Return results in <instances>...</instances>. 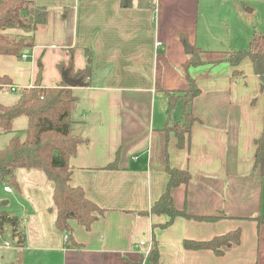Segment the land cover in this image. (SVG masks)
I'll return each mask as SVG.
<instances>
[{
  "label": "crops",
  "instance_id": "crops-1",
  "mask_svg": "<svg viewBox=\"0 0 264 264\" xmlns=\"http://www.w3.org/2000/svg\"><path fill=\"white\" fill-rule=\"evenodd\" d=\"M31 1L45 9L46 22L35 32L4 31L33 45L25 57L0 56V77L17 92L33 87L39 72L42 88L65 85L58 64L70 59L74 70L90 67L86 83L71 88L70 117L82 142L69 161V183L103 211L89 229L71 219L61 233L53 223L57 242L33 244L32 264H147L154 244L158 264H264V221L253 220L264 216V163L254 165L264 97L249 59L236 68L209 63L247 49L264 30V0H134L129 8L120 0ZM181 36L206 61L189 69L200 93L189 104L195 121L183 148L167 130L183 121L186 102L180 97L168 116L167 92L188 87ZM167 168L191 175L172 190L174 207L214 221L177 217L162 227L168 217L150 208L166 190ZM21 223L8 240L21 235L23 248L32 235L45 239L39 219L23 215ZM238 229L239 244L222 256L182 245Z\"/></svg>",
  "mask_w": 264,
  "mask_h": 264
},
{
  "label": "trees",
  "instance_id": "trees-1",
  "mask_svg": "<svg viewBox=\"0 0 264 264\" xmlns=\"http://www.w3.org/2000/svg\"><path fill=\"white\" fill-rule=\"evenodd\" d=\"M133 1L120 0V6L129 8ZM46 17L45 9L36 7L31 0H0V56H21L25 49H29L33 45L32 40L25 43L4 34V31L19 29L24 32H35L37 28L45 24ZM181 41L185 46H188L185 36H181ZM191 48L192 52L189 54L188 60L181 66L183 77L187 81V89L177 92V95L167 92L169 117L177 100L180 97L186 100L183 106V121L167 127V130L174 132L179 148L184 147L190 126L195 121L189 112L190 101L200 93L195 81L190 76L189 69L206 64L202 58L204 52L194 46ZM224 54L225 56L220 60L209 63L225 62L236 68L244 59H249L253 72L259 80L260 93L264 97V30L255 31L252 34L247 49L228 51ZM58 70L60 73L68 70L69 76L72 79H80L83 85L91 75L89 66L83 70H74L72 59L67 64L59 63ZM236 73L237 71H234V74ZM39 81L40 72L36 84L20 91L19 98L13 105L0 104L1 134L12 132L14 119L25 117L27 120L24 139H11L5 149H0V181L18 187L14 175L16 170L41 171L53 185L52 203L56 214L55 228L61 233L69 232V220L73 219L85 229H89L98 217L95 214L102 215L103 211L84 196L80 187H72L69 183V161L82 142L79 136L74 135L73 122L70 117L76 97L67 85L42 88ZM9 84L8 79L0 77V90L8 89L7 85ZM255 145L254 165L262 166L264 163V132L255 140ZM167 174L166 190L150 208L152 215L168 217L169 220L162 227L169 226L177 217L200 221L216 219L212 216L192 217L187 215L184 210L176 209L173 205L172 190L187 184L191 175L187 170L173 168H167ZM253 220L257 222V226H260L264 221V216H258ZM4 224H9L15 231L18 219L15 216L10 217L0 207V228H3ZM240 236L241 233L238 229L208 241L184 240L182 245L185 250H208L216 256H222L227 250L239 244ZM22 242L23 238L19 235L17 244L20 245ZM145 259L147 264H158L159 253L156 244L152 246Z\"/></svg>",
  "mask_w": 264,
  "mask_h": 264
},
{
  "label": "rangeland",
  "instance_id": "rangeland-1",
  "mask_svg": "<svg viewBox=\"0 0 264 264\" xmlns=\"http://www.w3.org/2000/svg\"><path fill=\"white\" fill-rule=\"evenodd\" d=\"M19 95L20 91L1 90L0 104L4 106L12 105L19 98ZM26 125L24 117L14 119L13 131L7 134L0 133V149H5L11 139L18 138L23 140L25 137L23 129ZM14 175L16 176L15 180L18 187L0 181V207L10 215L18 217L19 222L17 227L20 229L23 228V223H21L23 215L31 217L32 220L34 218L39 219L42 230L45 232V237H43L45 239L32 235L33 241L30 239V244L25 243L23 248H21L14 241L7 242L13 230L9 224H4L3 228H0V264H32L31 256L28 257V250H31V246L34 247L33 244L38 246L41 243L39 246L45 247L46 244L50 245L57 242V233L53 224L55 209L51 200L52 183L39 170L18 169ZM5 186L9 187L12 191L6 193L4 191ZM4 201H8L6 206H3ZM31 213L32 215H29ZM26 227H28L27 224ZM46 256L49 257L50 254L44 255V261L46 260ZM56 257V254H52L51 263L54 262Z\"/></svg>",
  "mask_w": 264,
  "mask_h": 264
},
{
  "label": "water",
  "instance_id": "water-1",
  "mask_svg": "<svg viewBox=\"0 0 264 264\" xmlns=\"http://www.w3.org/2000/svg\"><path fill=\"white\" fill-rule=\"evenodd\" d=\"M185 50L187 52V54H190L192 52V48L189 47V46H185ZM28 53V50H24L23 51V54L26 55ZM62 76H63V81L65 83V85H67L69 88H73V87H76V86H81L83 85L81 80L80 79H72L70 76H69V71L68 70H65L63 73H62ZM74 135L75 136H79V132L76 130L74 131ZM7 205V201H4L3 202V206H6ZM9 242H12L13 240H8ZM15 242H17V239L14 240Z\"/></svg>",
  "mask_w": 264,
  "mask_h": 264
},
{
  "label": "built area",
  "instance_id": "built-area-1",
  "mask_svg": "<svg viewBox=\"0 0 264 264\" xmlns=\"http://www.w3.org/2000/svg\"><path fill=\"white\" fill-rule=\"evenodd\" d=\"M23 57H25L24 54H23ZM7 88H8L10 91H12V92H15V91L17 90V88H16L15 86H13V85H7ZM4 191L10 193V192H11V189H10L9 187L5 186V187H4ZM65 238H66V237H65Z\"/></svg>",
  "mask_w": 264,
  "mask_h": 264
}]
</instances>
